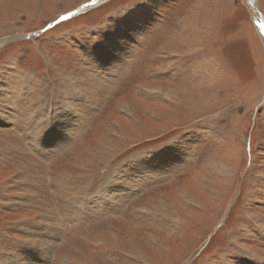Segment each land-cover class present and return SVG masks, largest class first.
<instances>
[{"label":"rangeland","instance_id":"obj_1","mask_svg":"<svg viewBox=\"0 0 264 264\" xmlns=\"http://www.w3.org/2000/svg\"><path fill=\"white\" fill-rule=\"evenodd\" d=\"M90 2L0 0L4 97L14 80L33 76L26 99L38 100L58 82L79 81L85 56L112 60L104 50L112 49L108 43L123 52L116 58L118 68L105 72L111 83L88 115L70 119L56 108L37 140L18 130L11 105L0 106V115L10 119L0 122V261L204 264L228 243L226 236L246 204L253 206L247 216L257 224L264 219V142L256 149L257 129L264 128V35L254 24L255 17L264 18V0H257L260 16L247 0ZM51 36L57 37L46 43ZM23 49L31 53L25 61L17 59ZM192 57L196 63L179 80L156 77L155 70ZM63 74L75 76V82ZM225 111L231 118L214 130L181 133L182 150L169 148L152 157L153 165H173L171 172L139 181L137 195L121 199L114 190L108 207L89 219L67 222L74 217L61 209L97 182L107 166L175 134L200 114ZM231 239L248 241L253 251L264 248V235L252 230L238 227ZM39 242L45 247L33 246ZM209 260L259 264L232 251L213 253Z\"/></svg>","mask_w":264,"mask_h":264},{"label":"snow or ice","instance_id":"obj_2","mask_svg":"<svg viewBox=\"0 0 264 264\" xmlns=\"http://www.w3.org/2000/svg\"><path fill=\"white\" fill-rule=\"evenodd\" d=\"M95 2L96 0H93V3ZM249 3H251V0H249ZM68 15L71 16L72 13ZM66 18L65 16L60 17L61 20ZM258 26L261 35H264V21L260 22ZM49 27H51V25H49ZM53 37L57 36L49 37L46 43H49ZM30 55L31 53L28 49H23L17 54V59L25 61ZM196 60V57H192L188 60L177 59L174 65L155 70V75L158 78H162L164 74H167L172 79L179 80L184 76L185 72L188 71L190 66L196 63ZM82 63L85 64V73L79 81L73 85L58 82L50 93L41 94L38 100L34 99L29 102L26 99L28 96L32 95L30 87L34 80L37 79V77L33 76H28L27 82L14 80L12 90L9 91L7 97L0 95V106L5 104L12 106V110L16 113L19 121L18 130L26 134L24 136L25 139L33 141L41 137L50 127V113L56 108L63 111L70 119L77 117L82 119L87 116L92 110V106L97 98L102 95L103 91L111 83V79L109 76L105 75V72L113 68H118L115 59L105 61L101 56L91 54L85 56ZM174 72H181L182 76L178 78L173 75ZM21 98L22 102H18ZM230 118L231 115L227 111L219 114H200L198 120L183 124L175 134L165 137L162 141L144 145L140 149L131 152L123 160H117L115 163L107 166L106 170L100 174V179L97 182L78 191L75 199L65 204L61 209L66 216L74 217L67 222L75 223L78 220L89 219L92 213L97 209L102 206L108 207V202H111L113 199L111 192L114 190L122 194L120 197L121 199L129 194L137 195L138 190H134V187L139 181L142 179H150L153 174L168 173L174 169L171 164L166 166L153 165L151 161L154 155L167 151L169 148L182 150L183 138L181 137V133L202 132L206 129L214 130L217 125L225 123ZM21 125L25 126L22 127ZM257 132L256 149L258 144L264 142V128L258 127ZM250 145L251 139L246 138L245 147L248 149L249 154L253 151ZM199 150L198 147L194 151L198 152ZM254 163L255 161L251 165L252 167ZM126 169H128L131 174H128ZM252 207V205L246 204L238 212L233 222V228L226 236L228 243L223 247L217 248L215 252H212L204 260V264H210L209 258L213 253H218L220 251H232L237 254L246 255L258 261L259 264H264V248H258V250L253 251L248 241L237 244L235 240L231 239L233 230L238 227L264 235V219H260L259 224H257L254 218L246 215L248 211H251ZM29 223L35 222H25V225ZM2 244L3 239H0V246H2ZM33 246L37 248L45 247V245L39 243ZM0 264H3V262L0 261Z\"/></svg>","mask_w":264,"mask_h":264},{"label":"bare ground","instance_id":"obj_3","mask_svg":"<svg viewBox=\"0 0 264 264\" xmlns=\"http://www.w3.org/2000/svg\"><path fill=\"white\" fill-rule=\"evenodd\" d=\"M249 2V1H248ZM249 5H250V7L253 9V11L257 14V15H259L260 14V11L258 10V7H257V0H251V3H249ZM260 16V15H259ZM261 19H262V21H264V18H262V17H260ZM261 21V22H262ZM260 29V28H259ZM171 40V39H170ZM179 40V39H178ZM182 41V40H181ZM176 42V41H175ZM109 45H111L112 46V49L110 50V49H108L109 48V46L108 47H104V50H105V52H106V55H107V57L108 58H111V59H115L116 60V58L117 57H119V56H121L122 57V49L119 47V45L117 46V47H114V45L113 44H111V43H108ZM175 45H176V43H175ZM105 46V45H104ZM183 47V46H182ZM108 50H110V52L108 53L107 51ZM129 53V52H128ZM127 53V54H128ZM126 56V55H125ZM61 74V73H60ZM75 76H73L72 75V77H71V75L70 74H63V79H66V78H68V80H70V81H72L73 83L75 82V78H74ZM67 80V81H68ZM35 82V81H34ZM72 83V84H73ZM5 121L6 122H9L10 121V119H9V116H2V115H0V122H4L5 123ZM2 131H3V129H2ZM4 131L6 132V133H9L10 132V130L8 129V128H5L4 129ZM70 135V134H69ZM63 136V135H62ZM8 139V138H7ZM1 141V140H0ZM56 142H59V140H58V138H57V140H56ZM64 142V141H63ZM66 143V142H65ZM56 144V143H55ZM187 156V155H186ZM190 199V198H189ZM187 201V200H186ZM191 201V200H190ZM177 220V219H176ZM174 221V220H173ZM178 221V220H177ZM176 223V222H175ZM172 224V223H171ZM177 225V224H176ZM176 227V226H175ZM46 229V228H45ZM176 229V228H175ZM54 231V230H53ZM174 234V233H173ZM56 236V235H55ZM46 237V236H45ZM45 239V238H44ZM46 242V241H45ZM40 243V242H39ZM41 244V243H40ZM49 244V243H48ZM160 245V244H159ZM48 246V245H47ZM40 252H42V251H40ZM23 253V252H22ZM45 256V255H44ZM16 257V256H15ZM26 258V257H25ZM40 258H42V257H40ZM15 259V258H14ZM11 260V259H10ZM22 260V259H21ZM46 260V259H45ZM12 261V260H11ZM10 261V262H11ZM16 263H17V261H15ZM21 263V262H20ZM19 263V264H20ZM43 263V262H42ZM34 264V263H33Z\"/></svg>","mask_w":264,"mask_h":264},{"label":"water","instance_id":"obj_4","mask_svg":"<svg viewBox=\"0 0 264 264\" xmlns=\"http://www.w3.org/2000/svg\"><path fill=\"white\" fill-rule=\"evenodd\" d=\"M101 1H103V0H96V2L95 3H93V0H92V2H90V4H89V6H91V5H96V4H98V3H100ZM247 1H249V0H247ZM72 13V12H71ZM74 13V12H73ZM69 13H67L66 15H63V16H65V17H69V15H68ZM59 20H61L60 18H59ZM259 23H260V20L259 19H257L256 17L254 18V24H255V26L256 27H259L258 25H259ZM54 24V22L53 23H49L48 25H47V27H49V25H53ZM37 32H35V34H36ZM30 34H22L21 36H29ZM20 36V35H19ZM18 35L17 36H13V37H9V38H7V39H14V38H16V37H19Z\"/></svg>","mask_w":264,"mask_h":264}]
</instances>
